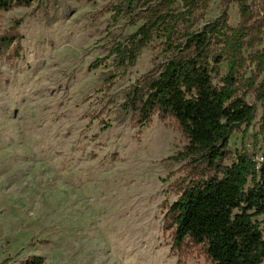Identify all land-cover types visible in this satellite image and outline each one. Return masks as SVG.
Segmentation results:
<instances>
[{
  "label": "rangeland",
  "instance_id": "obj_1",
  "mask_svg": "<svg viewBox=\"0 0 264 264\" xmlns=\"http://www.w3.org/2000/svg\"><path fill=\"white\" fill-rule=\"evenodd\" d=\"M119 3L34 0L0 12V264H210L200 247L173 252L165 225L190 171L181 130L158 116L137 128L123 109L164 56L154 40L127 72L116 67L112 50L141 26L113 15ZM250 4L259 14L264 0ZM225 11L238 26L237 5L221 0L202 23ZM226 73L221 58L214 83ZM261 117L258 106L233 135L228 162L252 151Z\"/></svg>",
  "mask_w": 264,
  "mask_h": 264
},
{
  "label": "trees",
  "instance_id": "obj_2",
  "mask_svg": "<svg viewBox=\"0 0 264 264\" xmlns=\"http://www.w3.org/2000/svg\"><path fill=\"white\" fill-rule=\"evenodd\" d=\"M33 1L0 0V12ZM250 1L221 0L225 8L237 5L236 27L227 11L202 23L211 0H120L112 8L114 16L141 22L112 50L118 69L127 72L143 49L160 41L164 60L132 87L123 109L137 128L154 116L173 120L187 141L179 156L188 162V181L165 217L180 258L200 247L210 264H264V6L256 14ZM12 40L3 38L1 46L9 49ZM221 58L227 73L215 84ZM258 106L262 117L252 151L242 147L228 162L233 135L243 127L246 134Z\"/></svg>",
  "mask_w": 264,
  "mask_h": 264
},
{
  "label": "built area",
  "instance_id": "obj_3",
  "mask_svg": "<svg viewBox=\"0 0 264 264\" xmlns=\"http://www.w3.org/2000/svg\"><path fill=\"white\" fill-rule=\"evenodd\" d=\"M259 160H262V158L259 157Z\"/></svg>",
  "mask_w": 264,
  "mask_h": 264
}]
</instances>
